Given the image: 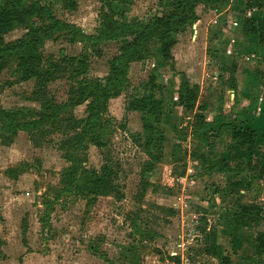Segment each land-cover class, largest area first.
<instances>
[{
	"label": "rangeland",
	"instance_id": "rangeland-1",
	"mask_svg": "<svg viewBox=\"0 0 264 264\" xmlns=\"http://www.w3.org/2000/svg\"><path fill=\"white\" fill-rule=\"evenodd\" d=\"M252 1L227 0L197 9L202 19L206 14V18L221 23L224 13L220 9L232 4L222 27L232 28L229 33L236 42L231 47L237 52L226 43L227 32L225 43H216L219 33H211V43L203 44L201 35L195 34L198 23L193 30L178 35L172 51L176 63H163L161 45L154 42L147 50L145 63L132 65L129 89L109 104L107 128L102 133L105 146L88 145L79 153L90 171L103 173L108 166L118 174L115 179L123 189L124 200L111 196L90 201L68 191L70 180L64 176L72 163L59 147L74 134L65 120L70 112L84 120L89 102L63 113V122L56 131L50 125L34 137L25 132L14 138L0 133V264H219L211 251V233L218 234L219 244L234 264H264V255L255 251V242L264 233V176L218 173L215 168L221 160L247 162V154L231 144L222 131L225 148L220 145V151L208 157L218 131H212L215 133L210 142L203 141L205 135L198 133L201 126L195 124V113L180 117L174 105L178 83L168 79L169 87L165 86L166 75L184 74L193 84L200 83L207 89L201 95L207 94L211 100L213 108L209 111L223 115L230 112L235 86L240 104L237 112L245 104L249 106L251 116L258 118V128L254 129L263 133L264 49L244 43L241 27L232 16L236 11L243 17L262 18L264 9L247 10ZM5 2L0 0V5ZM41 2L51 6L58 19L88 35L95 34L104 19L105 8L99 0ZM116 8L124 10L123 6ZM126 8L132 20H150L161 14L156 0H130ZM27 28L6 35L4 44L25 38ZM71 40L65 33L56 34L45 43V60L52 64L62 54H85L91 66L89 78H105L121 44H103L98 48L102 57H98L94 53L97 49L91 46L84 51V46ZM17 68L16 59L0 63V105L27 114L39 112L42 106L33 97L35 81H24ZM152 76L164 86L166 104L169 101L162 123L167 141L163 148L154 150L155 157L148 155L144 141L137 139L143 133L141 114L126 110L128 97L142 95ZM73 84L68 76H57L49 86L52 100L69 105ZM199 108L202 110L201 104ZM260 150L264 153V144ZM233 183L240 187L235 189ZM253 205L261 210L259 223H254L253 229L236 228L234 214L241 206Z\"/></svg>",
	"mask_w": 264,
	"mask_h": 264
},
{
	"label": "trees",
	"instance_id": "trees-1",
	"mask_svg": "<svg viewBox=\"0 0 264 264\" xmlns=\"http://www.w3.org/2000/svg\"><path fill=\"white\" fill-rule=\"evenodd\" d=\"M99 1L105 8V14L101 26L93 35L86 34L74 24L58 19L52 7L43 5L41 0H6L0 5V63L10 59L17 60V74L24 81H35L33 97L42 106L39 112L32 111L27 114L24 110H6L0 105V133L14 138L20 132H25L34 137L35 133L42 132L44 127L50 125L56 131V127L63 122V113L89 102L87 117L84 120L76 119L73 112H70V118L65 120L74 134L59 147L65 153L64 158L72 163V167L64 176L70 180L68 191L90 201L111 196L117 201H122L125 195L115 179L118 174L108 166H105L103 173L90 171L79 158V153L87 149L88 145L105 146L102 133L107 128L105 116L109 111V104L112 99L120 97L129 89L132 65L145 63L150 45L154 42L161 45L163 63L174 61L172 51L177 45L178 35L193 30L200 20L197 9L201 6L211 7L227 0H156L160 5L161 14H156L150 20L130 19L126 8L130 0ZM116 6H123L124 10L120 11ZM246 8L261 11L264 9V0H253ZM24 27L29 30L25 38L9 45L4 44L6 35ZM241 31L244 43L264 47V20L254 16L243 17ZM61 33L70 37L72 43L84 46V51L91 46L97 49L93 52L98 57H102V50L98 48L101 49L103 44L120 43L119 55L110 62L109 74L105 78L90 79L91 66L89 57L85 54L76 57L62 54L61 59L52 64L45 60V43ZM60 75L68 76L74 82L69 105H58L52 100L49 92L50 84ZM179 75L181 84L178 103L185 115L195 113L201 87L193 84L186 75ZM232 88L237 93L236 87ZM126 110L141 114L143 133L137 136V139L144 141L145 151L155 157L154 150L157 147L163 148L167 141L162 125L166 112L164 86L158 83L157 77L152 76L144 85L142 95L128 97ZM205 121L203 114H196L195 124L202 127ZM224 131L229 133L231 144L247 154V162H229L224 159L221 160L219 168H215V165L213 168L224 176L235 174L240 177L247 173L262 178L264 153L260 148L264 144V130L260 133L249 124L237 121L225 127ZM232 187L238 189L240 184L233 183ZM260 217L261 210L256 206H241L234 214L235 226L253 229L254 223L258 224ZM209 235L211 251L219 260V264H234L227 250L219 244L218 234ZM255 243L256 253L263 256L264 233L259 234Z\"/></svg>",
	"mask_w": 264,
	"mask_h": 264
},
{
	"label": "crops",
	"instance_id": "crops-1",
	"mask_svg": "<svg viewBox=\"0 0 264 264\" xmlns=\"http://www.w3.org/2000/svg\"><path fill=\"white\" fill-rule=\"evenodd\" d=\"M238 2H240V0H238ZM226 7H227L226 9H224L223 7L220 9L222 11L220 13H224L223 14L224 18L222 19L223 22H224V19L227 17L226 14L229 11H231L232 4H228V6H226ZM198 10H199V8H198ZM218 11L219 10H215L214 12L217 13ZM259 14H261V13H259ZM252 15H254V14H252ZM205 16H206V14H205ZM205 16H203V19H202V16L199 15V17H200V20L198 22L199 24L197 23L198 25H196V28L197 27L199 28V31L197 30V34L201 35V40L204 41L203 44L207 43L206 45H209L211 43V33H215V34L219 33V35H218L219 38H217L216 43L217 42L222 43V41H223V43H225L226 37H225L224 33L227 32L228 38L226 39V43L230 44V47H231V45H235L234 43L236 41L233 37H231L232 35L229 33V30L233 31L231 27H228L227 30H223V27H222L223 22L219 23L218 20H211L209 18H206ZM232 16H233L234 20L237 21L236 24L238 25V27H242V15L240 13L234 11V12H232ZM259 19L264 20V14H263V17L259 18ZM204 25L207 27H204ZM222 34L224 36H222ZM262 48L264 49V47H262ZM229 49L230 48H228V50ZM259 49H260V47H259ZM231 50H233L234 52H237L236 48L232 49V47H231ZM173 57H174V61L176 63L178 59L176 58V56L174 54H173ZM165 79H166V82H165L166 85L165 86L167 88L169 87V82H171L168 79L175 80L178 83V86L180 88L179 75L177 73H175L174 75H166ZM198 85L201 87V93H204V92L207 93V91H206L207 89L204 88L203 85H201L200 83H198ZM178 96H179V89L177 91V95H175L176 103H174V105L176 106V109L178 111H180L179 115H180V117H182L185 115V113H184V110L180 107V105L178 103ZM237 97H238L237 94L233 91V99H232L233 102L230 104V107H229L230 112L223 115V113L219 114L218 112L213 113L212 111H209L210 108H213V104H212L211 100L209 99L207 94H205V96L200 95V99H199V102L197 105L198 111L197 110L195 111L194 118H195L197 113H200L206 117V121H205L204 125L200 128L201 131H199L198 133L205 135V136H203V141H209V140L211 141V138H213V135H211V134L215 133L212 131H216V130L218 131V134L215 136L216 137L215 147L214 146L212 148L209 147V149H213V150L208 152V154H207L208 157L212 158L213 154H216L217 152L220 151V145H223V146L225 145L223 143V136L221 135L222 134L221 132L224 131L222 129L223 126L229 125L230 123L235 122V121H241V122H247L252 128H258V125H257L258 124V122H257L258 118L257 117L253 118V115L251 116V113L249 111V109H250L249 106H247L245 104V108L242 107L241 112L240 111L237 112L238 108L236 109V106L240 105L237 102ZM203 98H205V100L208 101V104ZM167 99H168V97H167ZM202 101H203V103H202ZM167 104H166V110H168V107H169V101L168 100H167ZM200 104L202 105V110H199ZM224 132H225L226 136H228L230 138L229 133L227 131H224ZM208 144H210V143H208ZM217 145H219V146L216 148ZM223 148H225V146ZM216 149H217V151H214ZM224 150L225 149H222V151H224Z\"/></svg>",
	"mask_w": 264,
	"mask_h": 264
},
{
	"label": "water",
	"instance_id": "water-1",
	"mask_svg": "<svg viewBox=\"0 0 264 264\" xmlns=\"http://www.w3.org/2000/svg\"><path fill=\"white\" fill-rule=\"evenodd\" d=\"M195 34H197V30L195 31Z\"/></svg>",
	"mask_w": 264,
	"mask_h": 264
},
{
	"label": "built area",
	"instance_id": "built-area-1",
	"mask_svg": "<svg viewBox=\"0 0 264 264\" xmlns=\"http://www.w3.org/2000/svg\"><path fill=\"white\" fill-rule=\"evenodd\" d=\"M179 247H182V246H179Z\"/></svg>",
	"mask_w": 264,
	"mask_h": 264
}]
</instances>
